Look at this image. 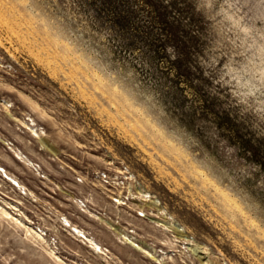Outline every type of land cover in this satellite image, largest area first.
<instances>
[{"label": "rangeland", "instance_id": "rangeland-1", "mask_svg": "<svg viewBox=\"0 0 264 264\" xmlns=\"http://www.w3.org/2000/svg\"><path fill=\"white\" fill-rule=\"evenodd\" d=\"M2 101L0 168L32 193L0 172V205L65 263L156 264L94 213L168 264H201L188 239L213 264H264V0H0ZM30 118L46 147L24 129ZM100 172L123 184L129 209L102 195ZM147 193L184 241L138 205ZM63 217L112 255L79 242ZM25 235L0 217V264H60Z\"/></svg>", "mask_w": 264, "mask_h": 264}, {"label": "bare ground", "instance_id": "bare-ground-1", "mask_svg": "<svg viewBox=\"0 0 264 264\" xmlns=\"http://www.w3.org/2000/svg\"><path fill=\"white\" fill-rule=\"evenodd\" d=\"M22 98H23L24 102H26L29 105V107L32 109V111H34V112H36L38 114V117H40L41 119H46L48 117L47 114L39 107V105L34 100H31V99H29L27 97H24V95H23ZM0 105H2L5 108V111H6V109L8 107L11 106V104H8L7 101H2ZM9 115L12 117L11 113H9ZM29 117H31V116H29ZM14 119L16 120V118H14ZM26 121H29V118H27ZM22 124L24 125L23 126L24 129H26L31 134V136L36 137L37 140L39 139L44 147L47 146L44 143L43 139L36 132L37 128H35V127H37V124L34 122V119L30 118V124L24 123V122H22ZM40 132H41V130H40ZM16 138H17V140L19 139L18 136ZM12 150H13V153H14V160H18L21 164L23 163L25 166H33L32 161L26 155H24L19 149H14L13 148ZM52 151L55 152V150H53V149H52ZM5 160H7V159H5ZM106 164L107 165H111L112 163L111 162H107ZM0 172H2L1 177H3V179H6L8 182H10V184L12 186L19 188L20 191H23V192H20V194H22V193L23 194H27V193L31 194L32 193V192L27 191L25 186L20 184L19 181L17 180V178L15 177V175L12 174L11 172H8L5 169L3 170L1 168H0ZM44 177L45 176L42 175V178H44ZM145 196L147 197L146 200H140L141 204H138V203L137 204L140 205L141 207H143V206L146 205V203H148L149 207H153L159 213H162L163 214V218L165 219V221L161 222V223H158V221H153V222L156 223V225L158 227H161V231L164 232V234H166L167 232L172 233L173 230H175L176 232H181L182 233L181 234V236H182L181 240L184 241L185 237H187L184 234L185 230L180 229L179 225L174 224V222L166 221L167 219H169V216L167 215V213L164 210V208L161 206L160 202L157 199H155V197H152L148 193L146 195H144V197ZM140 199H142V198H140ZM143 201H146V203L143 202ZM4 203H5V201H4ZM114 209L117 210V207H114ZM84 211L89 212V213L92 212L91 209H87V210L85 209ZM84 211L82 210L83 213H84ZM0 217L3 218V219L9 220L11 223H13L16 226L22 228L24 230V232L26 233L25 236L29 235V237L33 240V242L35 244L39 245L40 248L42 247V249L44 248V250H46L48 252V255H50L51 257L56 259L60 264H67L57 255V253L55 252V247L49 243V241L45 237V234L42 233L41 230H37L36 228H34L31 225V223H27L25 219L23 220V219L17 217V215L13 214L11 211L7 210V208H5V207H3L1 205H0ZM88 217L89 218H93L94 217V219H97L98 221H101V223L103 222L107 226V229L109 231H112V233L114 235H119L118 240H120V239L124 240V241H122V243L131 245L132 247H134L133 248L134 250L143 253L145 255V257L148 258L150 261H153L156 264H168V262H173L174 259L172 257H168V258L166 257V259H168V261H166L165 257H159V256L157 257V255L152 254L151 250H148L146 248L147 244H145L143 241L140 242V245L134 243V241L131 240L132 237L131 238L128 237L127 234L121 232L116 227H113L112 224L106 222V220L104 221L103 219H101L100 217L95 215L94 213L90 214V216H88ZM61 222H62L63 227L64 226L68 227V229H69L68 231L72 235H74V236L76 235V237L79 239L78 241L81 242L83 245H86V247L90 248L95 254H97V255H99L101 257H103V256L104 257H108L109 255H112L110 250L106 246H104L103 244H100L99 241L95 240V238L91 235V233H89L85 229L79 227L77 224H75L73 222L70 223L68 221V219H66L65 217L62 218ZM171 236L173 237V239L169 238L170 236H168L166 238V241L169 242V244L171 245L170 247L174 248V246L176 244L175 242H178L179 240L177 239V236H174V235H171ZM187 241H188V243L191 246L190 248H188V250H190L192 252L196 251L198 253L197 260L201 264H213L211 262L212 260H210L207 257L208 255H206V254H208L206 247L198 245L193 240H189L188 239ZM168 242H167V244H168ZM172 251H173V249H172ZM174 252H178L176 248L174 249ZM194 254H195V252H194ZM172 256H174V255H172ZM108 259H114V257L108 258ZM181 262L183 263V261H181Z\"/></svg>", "mask_w": 264, "mask_h": 264}, {"label": "built area", "instance_id": "built-area-1", "mask_svg": "<svg viewBox=\"0 0 264 264\" xmlns=\"http://www.w3.org/2000/svg\"><path fill=\"white\" fill-rule=\"evenodd\" d=\"M96 175H97V177H98L97 179L100 182V185L102 187V189H101L102 195H104L107 199H109L111 201V203L114 204V207L125 206L126 208H128L127 201L130 198H127L125 195H121V193L124 191L117 192L119 189L124 188L122 186L123 184L120 181H118L115 177H112L105 172H100V173H97ZM142 198L143 199H141V200H144L147 197L142 196ZM137 216L139 218H144L145 214L143 212H137ZM114 224H116V223H114ZM130 232L133 233V231H130ZM123 233L127 234L126 232H123ZM129 235L127 234L128 237H131Z\"/></svg>", "mask_w": 264, "mask_h": 264}]
</instances>
